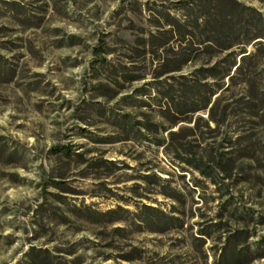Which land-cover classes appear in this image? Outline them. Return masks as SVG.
<instances>
[{"label": "rangeland", "instance_id": "374dc122", "mask_svg": "<svg viewBox=\"0 0 264 264\" xmlns=\"http://www.w3.org/2000/svg\"><path fill=\"white\" fill-rule=\"evenodd\" d=\"M209 1L0 0V264H202L193 238L216 219L214 188H196L164 147L133 140L115 119L152 121L161 128L151 139L167 141L156 87L172 82L156 75L178 47L169 24ZM238 1L264 14L260 1ZM100 47L107 64L97 62ZM259 169L233 190L234 205L254 219L264 217ZM144 205L179 222L154 229ZM257 229L251 242L264 237Z\"/></svg>", "mask_w": 264, "mask_h": 264}, {"label": "trees", "instance_id": "16d2710c", "mask_svg": "<svg viewBox=\"0 0 264 264\" xmlns=\"http://www.w3.org/2000/svg\"><path fill=\"white\" fill-rule=\"evenodd\" d=\"M186 10L183 23L169 24L178 47L172 52L173 61L170 55L160 60L156 75V80L166 76L162 84L172 82L163 89L156 87L164 100L158 116L169 124L164 128L169 132L167 141L151 139L161 127L149 120L134 125L128 116L117 117L115 125L133 140H152L164 147L166 156L190 172L196 188H214L211 201L218 202L216 219L208 217L193 238L202 264H208L204 250L208 242L212 243L208 251L213 264H252L264 259V237L250 241L257 236L258 226L264 228V217L254 219L253 214L240 211L234 205L238 200L233 190L251 185L255 163L264 174V14L238 0H211L204 7ZM103 52L101 47L94 51L100 58L97 62L107 64ZM187 68L192 70L186 75H169ZM61 152L69 154L66 148ZM146 178H153L149 184L159 194L186 206L181 193L165 191L166 183L160 177ZM143 210L144 222L154 229L164 228L168 220L169 224L179 222L160 208L144 205ZM172 210L169 214L176 212ZM38 258L52 260L48 255L33 257Z\"/></svg>", "mask_w": 264, "mask_h": 264}]
</instances>
